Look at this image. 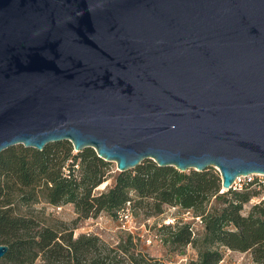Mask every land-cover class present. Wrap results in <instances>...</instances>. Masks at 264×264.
Wrapping results in <instances>:
<instances>
[{"label": "water", "instance_id": "1", "mask_svg": "<svg viewBox=\"0 0 264 264\" xmlns=\"http://www.w3.org/2000/svg\"><path fill=\"white\" fill-rule=\"evenodd\" d=\"M60 140L264 174V0H0V152Z\"/></svg>", "mask_w": 264, "mask_h": 264}, {"label": "trees", "instance_id": "2", "mask_svg": "<svg viewBox=\"0 0 264 264\" xmlns=\"http://www.w3.org/2000/svg\"><path fill=\"white\" fill-rule=\"evenodd\" d=\"M112 183L96 191L104 181ZM221 190L214 167L180 171L145 159L133 168L115 171L91 147L74 151L68 140L50 142L39 150L22 144L0 152V244L8 250L0 264H165L142 251L132 233L113 243L95 234L74 236L63 221L46 224L30 207L73 204L77 218L115 215L127 204L159 214L164 205L179 206L201 217L203 232L194 236L188 223L164 224L162 241L169 246L190 244L197 257L188 264H219L221 248L249 251L264 264V204L243 213L253 189ZM217 202L220 206H210Z\"/></svg>", "mask_w": 264, "mask_h": 264}, {"label": "rangeland", "instance_id": "3", "mask_svg": "<svg viewBox=\"0 0 264 264\" xmlns=\"http://www.w3.org/2000/svg\"><path fill=\"white\" fill-rule=\"evenodd\" d=\"M109 168L112 172L118 171L116 163L109 161ZM112 183L109 178L96 188V191L105 189ZM250 199L244 204L243 213H247L252 205L257 202V194L250 193ZM56 206L45 202H39L30 208L39 213L46 224L63 221L72 228L74 236L81 233L95 234L102 240L113 243L118 239L120 233L128 231L135 237L138 247L152 256L159 258L165 264H188L191 259L197 257L196 249L190 245L182 247L169 246L162 241L164 230L162 225L171 224L180 225L182 223L190 224L194 236H199L203 232L204 223L201 217L193 211L180 208L179 206L164 205L163 212L159 214L146 213L143 208L132 207L127 204L124 210H119L115 215L101 212L97 216L88 218H77L73 204L67 203ZM210 206H220L217 202H211ZM127 213V217L124 216ZM124 224V225H123ZM129 227L130 230H126ZM223 252L222 260L219 264H258L252 258L249 251L230 250L221 248ZM34 264H40L36 260Z\"/></svg>", "mask_w": 264, "mask_h": 264}, {"label": "built area", "instance_id": "4", "mask_svg": "<svg viewBox=\"0 0 264 264\" xmlns=\"http://www.w3.org/2000/svg\"><path fill=\"white\" fill-rule=\"evenodd\" d=\"M243 188L253 189L257 194V202L264 204V174L263 173H249L246 175L237 176L231 184V189L242 190ZM225 191L221 188L220 192ZM57 209L61 206H56ZM127 217V213H124ZM124 225V224H123ZM126 230H130L127 227Z\"/></svg>", "mask_w": 264, "mask_h": 264}]
</instances>
